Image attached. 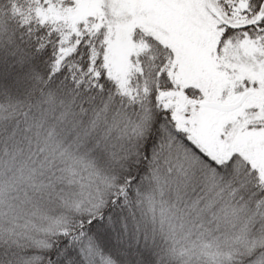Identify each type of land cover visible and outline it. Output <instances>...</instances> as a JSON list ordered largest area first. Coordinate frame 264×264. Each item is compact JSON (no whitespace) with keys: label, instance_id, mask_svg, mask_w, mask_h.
<instances>
[{"label":"snow or ice","instance_id":"obj_1","mask_svg":"<svg viewBox=\"0 0 264 264\" xmlns=\"http://www.w3.org/2000/svg\"><path fill=\"white\" fill-rule=\"evenodd\" d=\"M0 264H264V0H0Z\"/></svg>","mask_w":264,"mask_h":264}]
</instances>
